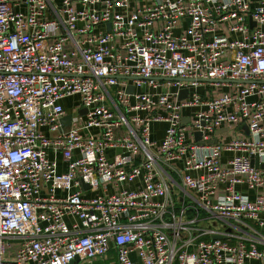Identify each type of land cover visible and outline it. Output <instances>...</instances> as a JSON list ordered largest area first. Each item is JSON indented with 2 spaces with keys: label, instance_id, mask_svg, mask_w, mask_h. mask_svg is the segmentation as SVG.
Masks as SVG:
<instances>
[{
  "label": "built area",
  "instance_id": "obj_1",
  "mask_svg": "<svg viewBox=\"0 0 264 264\" xmlns=\"http://www.w3.org/2000/svg\"><path fill=\"white\" fill-rule=\"evenodd\" d=\"M139 1L0 0V264H264V0Z\"/></svg>",
  "mask_w": 264,
  "mask_h": 264
},
{
  "label": "water",
  "instance_id": "obj_2",
  "mask_svg": "<svg viewBox=\"0 0 264 264\" xmlns=\"http://www.w3.org/2000/svg\"><path fill=\"white\" fill-rule=\"evenodd\" d=\"M130 7H133V4H131ZM107 28H109V26ZM126 91L129 92V93H131L133 91V88L132 87H128ZM188 93H189L188 90H182V91H180L178 100L185 99L187 97ZM80 113L81 114H84L85 113V110H82ZM69 121H70V116L67 115L66 117H64V118L61 119L60 123H61L62 126H68L69 125ZM186 122H187V119H183V123H186ZM221 132H224V131H222V130L221 131H217L215 135H219ZM194 137H195V140H199L200 135L197 133V134H194ZM213 143H216V140H214ZM82 187L84 189H88L89 188V186L88 185H85V184H83ZM77 261H78V259H75V261L72 262L71 264H74Z\"/></svg>",
  "mask_w": 264,
  "mask_h": 264
},
{
  "label": "crops",
  "instance_id": "obj_3",
  "mask_svg": "<svg viewBox=\"0 0 264 264\" xmlns=\"http://www.w3.org/2000/svg\"><path fill=\"white\" fill-rule=\"evenodd\" d=\"M63 104H64V107H65L66 113H69L70 112V110H69V107H70L69 102L68 101H64ZM164 128H165V126L163 124H155V125L152 126V140L153 141H155L157 143L160 142V140L162 139ZM109 155L111 156L112 154L109 153ZM136 187L137 186H130L129 188L134 189ZM94 264H110V261L108 260L105 263L96 262Z\"/></svg>",
  "mask_w": 264,
  "mask_h": 264
},
{
  "label": "rangeland",
  "instance_id": "obj_4",
  "mask_svg": "<svg viewBox=\"0 0 264 264\" xmlns=\"http://www.w3.org/2000/svg\"><path fill=\"white\" fill-rule=\"evenodd\" d=\"M150 3H151L150 0H142V1H139V2L137 3V5H138V6H146V5H149ZM204 90H205V88L202 89V91H204ZM199 215H200V216H203L204 213H203V212H200Z\"/></svg>",
  "mask_w": 264,
  "mask_h": 264
}]
</instances>
